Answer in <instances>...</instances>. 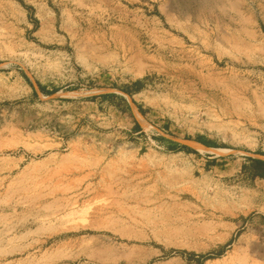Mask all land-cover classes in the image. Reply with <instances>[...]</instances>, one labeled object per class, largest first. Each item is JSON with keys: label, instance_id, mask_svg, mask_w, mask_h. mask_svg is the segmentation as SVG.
Listing matches in <instances>:
<instances>
[{"label": "rangeland", "instance_id": "1", "mask_svg": "<svg viewBox=\"0 0 264 264\" xmlns=\"http://www.w3.org/2000/svg\"><path fill=\"white\" fill-rule=\"evenodd\" d=\"M248 158L264 0H0V264H264Z\"/></svg>", "mask_w": 264, "mask_h": 264}, {"label": "trees", "instance_id": "2", "mask_svg": "<svg viewBox=\"0 0 264 264\" xmlns=\"http://www.w3.org/2000/svg\"><path fill=\"white\" fill-rule=\"evenodd\" d=\"M131 87H133L134 89L132 90L131 88L127 87V88H124V90H123L124 93L127 94L128 96H132L134 93L140 91L141 82L136 81L133 83V86H131ZM39 89L42 91V93H44L46 95L57 92L56 89H54L50 92L46 91V89L41 87V86L39 87ZM107 97H113V95L112 94L111 95L110 94L102 95V98H107ZM138 109H139V112L141 114H143L142 110L139 107H138ZM134 129L137 131L141 130L138 123L134 124ZM160 140L166 145L167 149L170 151H174V152L184 151L186 153H192V154L197 155V152L195 150H193L187 146L179 145L175 142H170L168 140H165L164 138H160ZM195 141L197 143L203 145L204 147H207V148H218L217 144H215L214 142H212L210 140L205 139L204 137H196ZM248 161L251 163L250 170H249V176L252 179H255V178L264 179V161L259 160V159H252V158H248ZM246 169H247V166L243 165L242 170L245 171ZM172 253L182 254V252H177V251H172ZM190 256L193 257L198 262V264H203L205 261L212 259V256L210 254L200 255V256H195L194 254H190Z\"/></svg>", "mask_w": 264, "mask_h": 264}, {"label": "bare ground", "instance_id": "3", "mask_svg": "<svg viewBox=\"0 0 264 264\" xmlns=\"http://www.w3.org/2000/svg\"><path fill=\"white\" fill-rule=\"evenodd\" d=\"M198 148H203L202 146H200V145H197V144H195ZM90 186V185H89ZM106 211V210H105ZM102 212V211H101ZM236 261V260H235ZM241 261H242V259H241ZM243 262V261H242ZM243 263H245V262H243ZM242 263V264H243ZM255 264V263H254Z\"/></svg>", "mask_w": 264, "mask_h": 264}, {"label": "water", "instance_id": "4", "mask_svg": "<svg viewBox=\"0 0 264 264\" xmlns=\"http://www.w3.org/2000/svg\"><path fill=\"white\" fill-rule=\"evenodd\" d=\"M199 144V143H198ZM201 145V144H200ZM203 146V145H202Z\"/></svg>", "mask_w": 264, "mask_h": 264}]
</instances>
